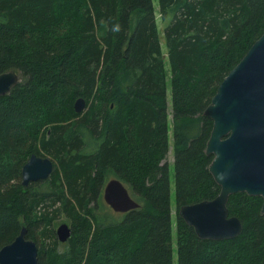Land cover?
Segmentation results:
<instances>
[{
    "label": "trees",
    "instance_id": "1",
    "mask_svg": "<svg viewBox=\"0 0 264 264\" xmlns=\"http://www.w3.org/2000/svg\"><path fill=\"white\" fill-rule=\"evenodd\" d=\"M157 3L168 70L152 0H0V74L19 75L0 97V249L25 227L38 264H173L171 148L177 264H264L260 197L229 196L228 216L242 225L230 240L199 239L179 216L219 193L204 111L264 33V0ZM33 154L49 157L53 171L23 186ZM112 178L138 208L104 204ZM61 217L66 243L54 230Z\"/></svg>",
    "mask_w": 264,
    "mask_h": 264
},
{
    "label": "water",
    "instance_id": "2",
    "mask_svg": "<svg viewBox=\"0 0 264 264\" xmlns=\"http://www.w3.org/2000/svg\"><path fill=\"white\" fill-rule=\"evenodd\" d=\"M18 81L15 71L1 73L0 97L7 95ZM73 108L75 113L83 112L85 100L76 99ZM204 116L212 121L205 154L213 156L208 170L219 193L210 201L181 207L179 216L199 239L230 240L242 230L239 219L228 216L230 195L260 197L264 215V33L218 85ZM52 171L49 157L33 154L21 169V183L27 186L44 181ZM102 200L115 213H127L139 206L116 178L104 185ZM55 235L59 243H66L71 236L70 226L59 224ZM0 264H38L37 245L26 238L25 227L0 249Z\"/></svg>",
    "mask_w": 264,
    "mask_h": 264
},
{
    "label": "rangeland",
    "instance_id": "3",
    "mask_svg": "<svg viewBox=\"0 0 264 264\" xmlns=\"http://www.w3.org/2000/svg\"><path fill=\"white\" fill-rule=\"evenodd\" d=\"M153 1V6L155 7V12H156V17H157V23H158V27H159V33H160V37H161V42H162V51L164 54V63H165V67L166 70H168L167 67V56H166V49H165V45H164V37L162 34V24L160 22L159 19V11H158V3L157 0H152ZM166 86H167V104H168V128H169V144L171 147V129H172V119H171V104H170V84H169V73L167 71V82H166ZM86 111V108L85 110ZM83 111V112H84ZM172 161H173V152L171 150V148L169 149V152L166 156L165 162L170 166V176H169V188H170V208H171V227H172V240H173V264H177V254H176V245H175V215H176V208H175V189H174V175H173V165H172ZM61 223H66L63 221V218H59L57 220V222H55V226H54V230L55 228L61 224ZM60 248H63V245L61 244Z\"/></svg>",
    "mask_w": 264,
    "mask_h": 264
},
{
    "label": "clouds",
    "instance_id": "4",
    "mask_svg": "<svg viewBox=\"0 0 264 264\" xmlns=\"http://www.w3.org/2000/svg\"><path fill=\"white\" fill-rule=\"evenodd\" d=\"M118 30H119V26L118 25L114 26L113 31H118Z\"/></svg>",
    "mask_w": 264,
    "mask_h": 264
},
{
    "label": "flooded vegetation",
    "instance_id": "5",
    "mask_svg": "<svg viewBox=\"0 0 264 264\" xmlns=\"http://www.w3.org/2000/svg\"><path fill=\"white\" fill-rule=\"evenodd\" d=\"M34 183V182H33Z\"/></svg>",
    "mask_w": 264,
    "mask_h": 264
}]
</instances>
